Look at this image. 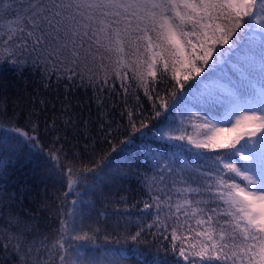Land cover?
Returning <instances> with one entry per match:
<instances>
[{
    "label": "snow or ice",
    "instance_id": "obj_1",
    "mask_svg": "<svg viewBox=\"0 0 264 264\" xmlns=\"http://www.w3.org/2000/svg\"><path fill=\"white\" fill-rule=\"evenodd\" d=\"M224 65L230 66L227 79L217 75ZM25 71L58 95L63 87L59 115L41 122L47 100L23 122L16 106L9 108L16 84L5 73L16 80ZM78 87L95 90L98 109L120 98L124 139L117 138L122 124L113 129L115 121H101L93 144L108 147L85 144L77 151L72 139L81 123H91L74 112ZM191 89L205 107L194 113L183 107L187 118L204 122L203 139L173 134L184 127V110L176 113L179 123L167 120ZM138 91L151 101L147 117L142 106L129 107ZM214 103L226 105L222 119L208 110ZM132 134L145 137L138 155L154 173L142 181L143 210L152 222L141 219L132 231L130 221H117L112 232L120 239L102 250L97 241L104 229L77 221L64 205L70 193L80 196L81 185L94 192L108 187V178L122 172L114 154L133 142ZM36 153L33 176L39 167L42 182L66 186L40 201L56 224L47 231L39 216L21 211L31 189L29 181L15 180L17 165ZM192 217L199 230L191 227ZM181 229L194 232L199 244L186 245ZM0 233L7 241L0 243V264H125L131 251L153 243L157 253L170 250L175 264H264V0H0Z\"/></svg>",
    "mask_w": 264,
    "mask_h": 264
},
{
    "label": "trees",
    "instance_id": "obj_2",
    "mask_svg": "<svg viewBox=\"0 0 264 264\" xmlns=\"http://www.w3.org/2000/svg\"><path fill=\"white\" fill-rule=\"evenodd\" d=\"M229 65L223 66V73L217 72V75H224V78L227 79L231 73L229 72ZM5 77L13 83L16 84L15 88L9 90V108L16 106V111L18 113L21 122L27 117V113L30 108L37 107L44 108V105H40V100H47V110L44 115H40V120L43 122L45 116L51 118L59 115V109L61 107L60 100H63L65 97L63 95L64 89L61 87L59 89V95L57 94L56 89H45L41 86L39 75L35 72L25 71L23 77L13 80L12 73H5ZM53 81L55 77L52 78ZM133 89L136 88V85H132ZM163 87V85H160ZM171 90V89H170ZM94 89L92 87L84 88L78 87L73 91L71 102L73 105H78L74 108V112L80 113L84 119H90L91 123L87 128L84 127L83 123L79 126V134L75 139H72V133L69 132V139H72L73 144H78L79 151L80 147H83L85 144H92L93 147L99 150V148H107L108 146L102 141L99 144H93V141H96L100 138L99 127L101 121H115L112 124L113 129L117 125L122 124L123 127L120 128V131L117 133L118 140L125 138L127 130V118L121 117V112L123 110V103L120 101L119 97H113L108 100V107L98 109L95 99H94ZM106 95V94H105ZM179 95V94H178ZM17 96L20 97V100H17ZM137 96L139 99L137 100ZM187 105V109H191L194 113L195 111L205 107L201 100L199 99V93L197 89H191L189 93L185 95V100L182 102L180 108H174L171 112L167 113V120L171 121L174 118L177 123H179L180 117L176 113L180 110L185 111L184 127L180 131L174 132V135H179L181 133L185 135H190L194 139H203L206 129L199 127L204 122L202 120L196 119L194 116L191 118L188 117L187 109L183 105ZM151 101L146 97L142 91H138L135 96L129 98V107H143L144 116L147 117L151 114ZM53 106L57 111H53ZM226 105L220 103H214L208 110L213 113L218 119L223 118L224 110ZM115 109L114 111L112 109ZM39 114V113H38ZM161 117L160 119H163ZM235 117L231 118V122L234 123ZM152 123H158V121H153ZM215 127L227 126L231 128L230 122H220L217 123L213 121ZM151 126V125H150ZM41 131L43 132V123L41 124ZM155 131V129H153ZM133 142L129 144L126 149L121 153H115L122 161L121 169L122 172H114V175L108 178V187L103 192H94L90 191L88 185H81L77 191L80 192V196H76L75 193H70L67 197V203L64 205L65 209L68 211H75L76 216L74 219L79 221L81 218H84V222L87 224H94L96 227H102L104 231H101L98 234L97 246L103 250V246L107 244L111 247L114 244L116 239H120V236L117 232H112V227L115 226L117 221H120L121 224L124 221H130V227L132 231H135V225L141 222L145 225L150 224L152 219L150 216L146 215L143 210L142 201L145 199L144 195V185L142 181L145 176L152 177L154 173L143 166V162L138 155L137 146L141 144V141L145 139L140 134H132ZM229 135V134H228ZM89 137L91 139H89ZM111 139V137L109 138ZM146 139H152V136H148ZM47 144L48 141L46 140ZM160 143L171 144V141H161ZM40 159V154L36 153L33 157H28L24 159L22 164L17 165V168L20 171L17 172L15 177L16 181H29L30 192L27 193L26 198L23 201L21 206V211L28 214H35L40 217L39 224L40 226L47 231V227H56V224L51 223L54 219L52 215L40 208V201L48 199L52 200L54 197L60 195L63 191L66 190V186H61L59 184L53 185L51 181L42 182L40 176L38 175L41 169L38 167L36 169L37 175L33 176L31 169L33 168L34 163ZM87 159V157H85ZM131 170L128 172V170ZM123 175V179L121 176ZM87 193V194H85ZM121 197H125L121 201ZM73 201H77L76 204H73ZM190 211V210H189ZM45 217L47 218V226L45 222ZM165 218L164 213L161 214V219ZM183 219V217L181 218ZM195 217H192L189 220L191 227L197 229L195 225ZM171 224V221H168ZM123 231V228L119 230ZM155 231V229H152ZM106 233H111V239L108 241L104 240ZM180 235L187 236L185 244H199V240L195 237L193 232L191 236L188 235V232L181 229L179 231ZM148 240H153L152 236H147ZM0 243H7L3 240V234L0 233ZM123 243V241H121ZM179 247V243L177 245ZM158 247L157 243L151 244V246L141 245L138 249H135L129 253V259L125 261V264H153L154 261H159L161 259L166 261V264H175V258L173 257L171 251L167 253L164 251L156 252Z\"/></svg>",
    "mask_w": 264,
    "mask_h": 264
},
{
    "label": "rangeland",
    "instance_id": "obj_3",
    "mask_svg": "<svg viewBox=\"0 0 264 264\" xmlns=\"http://www.w3.org/2000/svg\"><path fill=\"white\" fill-rule=\"evenodd\" d=\"M217 128H224V129H228V127H227V126H219V127H217ZM223 135L227 136V135H228V133H223Z\"/></svg>",
    "mask_w": 264,
    "mask_h": 264
}]
</instances>
